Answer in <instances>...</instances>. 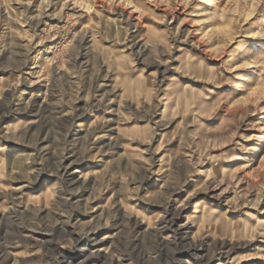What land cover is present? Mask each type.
<instances>
[{
  "label": "clouds",
  "instance_id": "clouds-1",
  "mask_svg": "<svg viewBox=\"0 0 264 264\" xmlns=\"http://www.w3.org/2000/svg\"><path fill=\"white\" fill-rule=\"evenodd\" d=\"M257 88L264 0H0V264L264 262Z\"/></svg>",
  "mask_w": 264,
  "mask_h": 264
},
{
  "label": "rangeland",
  "instance_id": "rangeland-1",
  "mask_svg": "<svg viewBox=\"0 0 264 264\" xmlns=\"http://www.w3.org/2000/svg\"><path fill=\"white\" fill-rule=\"evenodd\" d=\"M185 27H188V25H185ZM49 43H54V42H49ZM239 71L241 72H247V71H250L249 69H239ZM227 87V86H226ZM264 91V89H254L253 90V95L259 93V92H262ZM253 122H255V118H251ZM256 132L255 129H251L249 130V132L247 134L251 135V134H254ZM249 144L251 145H255L257 144V141H249L248 142ZM249 155H252V154H249ZM75 175V173H74ZM257 246H260L259 245V242H255L254 245H250L248 248H245V249H239L237 250V253H235L236 255H240V256H246V255H256L257 254ZM185 258L184 259H187V255L185 254ZM75 259V258H73ZM188 260V259H187ZM217 261H218V264H229L228 260L225 259L224 257H218L217 258ZM178 264V262H177ZM185 264H191V260H188L187 263ZM241 264H264V262L260 261L259 259H252V260H243L241 262Z\"/></svg>",
  "mask_w": 264,
  "mask_h": 264
},
{
  "label": "bare ground",
  "instance_id": "bare-ground-1",
  "mask_svg": "<svg viewBox=\"0 0 264 264\" xmlns=\"http://www.w3.org/2000/svg\"><path fill=\"white\" fill-rule=\"evenodd\" d=\"M185 257H186V256H185ZM177 262H178V264H185V263L188 262V260H187V259H184L183 261H181V260L178 258Z\"/></svg>",
  "mask_w": 264,
  "mask_h": 264
}]
</instances>
